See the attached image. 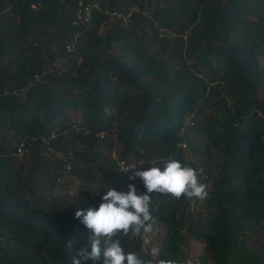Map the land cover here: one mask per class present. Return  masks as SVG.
<instances>
[{
    "label": "trees",
    "instance_id": "16d2710c",
    "mask_svg": "<svg viewBox=\"0 0 264 264\" xmlns=\"http://www.w3.org/2000/svg\"><path fill=\"white\" fill-rule=\"evenodd\" d=\"M79 3L96 5L86 23H74ZM262 58L264 0H0V264L79 259L90 230L75 212L88 206L64 174L146 191L110 160L116 145L129 167L172 157L198 171L186 148L211 162L209 198L151 194L164 231L146 245L118 237L126 251L152 264H264L250 245L264 228ZM69 146L66 162L54 157Z\"/></svg>",
    "mask_w": 264,
    "mask_h": 264
},
{
    "label": "clouds",
    "instance_id": "9594fccd",
    "mask_svg": "<svg viewBox=\"0 0 264 264\" xmlns=\"http://www.w3.org/2000/svg\"><path fill=\"white\" fill-rule=\"evenodd\" d=\"M129 169L133 172L129 180L140 178L146 191L138 194L136 187L131 183L128 184L127 192L117 191L110 186L98 207L89 206L77 210L75 217L90 231L86 236V243L80 244L77 251L79 259L73 257L71 264H81L82 261L88 260L93 264H100L101 258L102 264H152L151 259L141 258L139 253L134 251H126L118 238L129 233L140 236L153 232L156 219L153 216L151 194H170L176 199L183 196L193 205L202 204L210 196L208 186L200 180L197 169L182 164L175 158H167L162 167L137 169V166H132ZM152 237L154 236L151 235L150 238ZM74 243L75 238L69 241V248ZM151 255L155 257L157 251L153 249ZM156 264L184 262L179 258H168L158 259Z\"/></svg>",
    "mask_w": 264,
    "mask_h": 264
},
{
    "label": "rangeland",
    "instance_id": "374dc122",
    "mask_svg": "<svg viewBox=\"0 0 264 264\" xmlns=\"http://www.w3.org/2000/svg\"><path fill=\"white\" fill-rule=\"evenodd\" d=\"M263 61H264V58L261 59V64H260L261 70L263 69V64H264ZM262 92H264V82L260 85L259 95H261ZM118 149L119 147L118 145H116L114 148V151L117 153ZM67 150H68L67 154L57 153L56 155H54V157L60 158L61 161L66 162L68 156L71 155L73 148L69 146ZM185 154L188 156L189 159L194 161V163H196V165L198 166V174L201 173V175L199 176L200 180L202 181L203 179H205V173H203V170L206 166H210L211 162L203 159L202 157H200L199 154L192 153V151L188 150L187 148H186ZM71 160H74V159L71 158ZM131 164L132 166H137V169H143L141 162H138L136 164L134 160L132 159ZM62 180H64V182L67 184V188H68L67 190H68L70 197L73 199V201L75 200L77 201V206L80 205L79 202L81 200L87 201L86 204L88 207L91 206L94 202H99L102 199V196L104 195L105 190H106L105 185L103 184V182L100 180L99 177L87 183V182H81L75 179L74 177L72 178L71 174L69 176H67V174H64V177ZM86 191H87V195H84V192ZM158 229L159 230H153L154 234L152 236L156 235L157 237H159L161 232L163 233L164 229H161L160 227H158ZM146 235L147 234L144 233L143 236H141L143 240L146 237ZM129 238L133 239V235L130 234ZM250 245L257 248L259 251L260 250L264 251V228L261 229V232H259V236L255 238ZM131 246L129 247L128 251H133V246L132 247ZM201 248L202 247L200 245H195L194 247L189 248L187 251V256L192 259L194 256L202 253Z\"/></svg>",
    "mask_w": 264,
    "mask_h": 264
},
{
    "label": "built area",
    "instance_id": "2783aa9c",
    "mask_svg": "<svg viewBox=\"0 0 264 264\" xmlns=\"http://www.w3.org/2000/svg\"><path fill=\"white\" fill-rule=\"evenodd\" d=\"M93 8H96V5L95 4H89V3L83 4V3H79V6H78V8L76 10V13H75V21H74V23H78V22L86 23V22H88L90 20V18H91V11L93 10ZM134 10H137V8L136 7L131 8L130 12L131 11H134ZM115 16L118 17V18H126V16L125 17H122L120 14H117ZM263 70H264V65H263ZM21 92L23 94V91H20L19 92V91H15L14 90L13 91V94L16 97H18V96H20ZM75 130L76 131H79V128L76 127ZM94 135H95L96 138H98L100 140L104 139L106 136H109L114 141V143H116V137H115V135L112 134L109 131H99V132L95 133ZM15 148L16 149H15L14 154L16 156H22L25 153V144H24L23 141L17 142ZM110 160L111 161H114L116 163V165L119 167L120 171L124 172L125 174H129L130 173V169H129L128 164L125 161L118 160L117 154L115 153V151H112L110 153ZM69 169L70 168L68 166H66V171L67 172H69ZM127 169H129V170H127ZM134 186L136 187L138 194L139 193H142V190L140 188V185H139V182L138 181H136L134 183ZM153 234H154V232H152L151 234H147L148 236L146 235V237L143 240V243H147L151 239L150 237Z\"/></svg>",
    "mask_w": 264,
    "mask_h": 264
}]
</instances>
